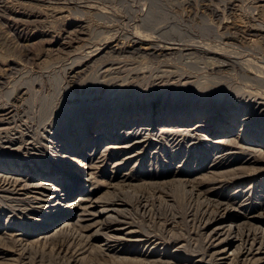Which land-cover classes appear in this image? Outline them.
Returning a JSON list of instances; mask_svg holds the SVG:
<instances>
[{
    "label": "rangeland",
    "instance_id": "obj_1",
    "mask_svg": "<svg viewBox=\"0 0 264 264\" xmlns=\"http://www.w3.org/2000/svg\"><path fill=\"white\" fill-rule=\"evenodd\" d=\"M7 107L5 132L16 135L2 158L17 163L6 166L69 195L47 214L31 194L0 192L10 197L0 203V264H124L130 256L88 248L90 230L54 232L87 191L124 204L110 226L157 242L142 264L241 263L232 248L210 255L205 226L209 200L234 208L237 224L264 204V0H0V112ZM102 121L117 124L84 134ZM172 173L196 178L208 199L176 182L144 184ZM261 220L234 234L239 250Z\"/></svg>",
    "mask_w": 264,
    "mask_h": 264
},
{
    "label": "bare ground",
    "instance_id": "obj_2",
    "mask_svg": "<svg viewBox=\"0 0 264 264\" xmlns=\"http://www.w3.org/2000/svg\"><path fill=\"white\" fill-rule=\"evenodd\" d=\"M3 17V16H2ZM248 32V31H247ZM249 33V32H248ZM236 38V37H235ZM202 39V38H201ZM135 43V42H134ZM137 43V42H136ZM115 46V45H114ZM207 46V45H206ZM156 48V47H155ZM202 48V47H201ZM117 49V48H116ZM123 49V48H122ZM153 50H155L154 48H152ZM210 49V48H209ZM157 50V49H156ZM168 50V49H167ZM213 50V49H212ZM119 51V50H118ZM117 51V52H118ZM123 52V50H122ZM94 53V52H93ZM107 53V52H106ZM120 53V52H119ZM154 53V52H153ZM152 53V54H153ZM151 54V53H150ZM211 62V61H210ZM241 63V62H239ZM212 64V63H211ZM210 64V65H211ZM213 65V64H212ZM227 65V64H226ZM237 65V64H236ZM227 67V66H226ZM98 69V68H97ZM260 84V83H259ZM244 98V97H243ZM6 105V104H5ZM7 106V105H6ZM5 107V106H4ZM12 108H14L12 106ZM15 109V108H14ZM2 112H0V127L1 130H3V132L0 130V192L2 191H20L23 192V195H27V194H31L35 197V200L38 202L37 203V208L42 207V209H46L45 213H50V211L55 207L57 208V204H59L61 201L64 202V199L66 197V194L63 197V200L60 199V196L58 195H54L55 192L52 191L55 187H58L56 184V180L52 181L49 180L47 178L42 179L39 178L38 180L36 179H32L33 181H29L28 178L22 176L21 174L17 173V171L14 172V166H6L7 163L10 164H15L17 162L13 161V158H2V149H5V152H8V150H6V147H3V144L5 141H9L11 140V138L13 139V136L16 135V133H12V134H8V130L6 128V126L8 124H10V119H13L14 115L12 116V109L11 107H7V108H3L1 109ZM17 112V111H15ZM16 115V114H15ZM13 117V118H12ZM210 117V116H209ZM13 121V120H12ZM11 121V122H12ZM207 121H210L209 119H207ZM206 123V122H205ZM216 123H220V121H216ZM116 122H110L108 123V121H102L97 123V125L92 126L90 125L87 129H84V134H89L90 130H95V132L93 133L94 135H97L100 130H103L104 128L108 127H115L116 126ZM222 124V123H221ZM233 124V123H232ZM199 126V125H198ZM2 127H4L2 129ZM6 128V129H5ZM43 128V127H42ZM83 128V127H82ZM16 129V128H13ZM194 129V128H193ZM227 129V127H226ZM231 129V128H230ZM7 130V132H5ZM43 130V129H42ZM111 130V129H110ZM174 131V130H173ZM19 132V131H18ZM45 133V132H44ZM40 134V133H39ZM49 134V133H48ZM107 134V133H106ZM178 134V133H177ZM195 134V133H194ZM41 136V135H39ZM195 136V135H194ZM197 136V135H196ZM18 137V136H17ZM34 137V136H33ZM66 137V136H65ZM83 137V136H82ZM38 138V137H37ZM40 138V137H39ZM42 138V137H41ZM87 138V137H86ZM220 139V138H219ZM225 141V140H224ZM59 142V141H58ZM222 142V141H221ZM30 144V142H29ZM38 144V143H37ZM236 144V143H235ZM28 145V144H26ZM33 145V144H32ZM20 146V145H19ZM17 147V148H21V147ZM61 146V145H60ZM127 146V145H126ZM234 146V145H233ZM34 148V146L32 147ZM84 148V147H83ZM86 148V147H85ZM16 149V148H15ZM14 149V150H15ZM27 150H31L28 149V147L26 148ZM25 149V150H26ZM67 149V148H66ZM248 149V148H247ZM10 150V149H9ZM13 151V149H12ZM17 151H21L20 149H16ZM10 152V151H9ZM81 152H79V150H74L72 152L69 153V156L72 155V157H75L76 155L80 154ZM221 153V151H220ZM76 154V155H75ZM223 155V154H222ZM221 155V157H222ZM68 156V155H67ZM71 157V156H70ZM126 158V157H125ZM11 159V160H9ZM217 160V159H216ZM238 161V160H237ZM241 161V160H240ZM2 162L4 163V166H2ZM221 162V161H220ZM223 163V162H222ZM248 163V162H246ZM116 164V163H115ZM241 164V163H240ZM232 164L227 165L231 166ZM209 167V166H208ZM222 167V166H221ZM209 170L213 171L214 169H220V165H214V166H210L208 168ZM90 170V169H89ZM22 171V170H20ZM233 171V170H231ZM85 174L81 175H86V172H84ZM171 173V172H170ZM222 173H228V172H222ZM2 174H5L6 177L3 176L2 179ZM51 174V172H50ZM184 174V173H183ZM189 174V172H188ZM215 174V173H213ZM229 174V173H228ZM231 174V173H230ZM89 175V179L91 180L90 185H92V187H97V184L93 183L92 180H94V178ZM157 175V174H156ZM212 175V174H211ZM210 175V176H211ZM239 175V174H238ZM236 175V176H238ZM214 176V175H213ZM234 176V175H231ZM240 176V175H239ZM238 176V177H239ZM123 177V176H122ZM178 177V180L175 179ZM205 178L207 176H204ZM238 177L236 179H238ZM242 177V176H241ZM126 178V177H125ZM232 178V177H231ZM234 178V177H233ZM79 179V178H78ZM117 179H121V177H118ZM132 179V178H131ZM188 177L187 176H183L177 173H172L169 176H165V175H157V176H153V177H148L147 181L148 183H144L145 186H151V187H161L162 186H170L171 184H173L174 182L183 185L184 188H188L189 189V195L191 194V197H195L198 200L199 199H203L202 201L205 202V200L208 199V191H206V193L202 192V187L200 184H198V181L195 179H189L187 180ZM204 179V178H203ZM208 179V178H207ZM230 179V178H229ZM210 180V179H209ZM232 180V179H231ZM89 181V180H88ZM132 181V180H131ZM197 181V182H196ZM202 181V180H201ZM200 181V182H201ZM32 182V183H29ZM60 183V182H59ZM89 183V182H87ZM202 183V182H201ZM65 184V183H64ZM111 184V183H110ZM118 184V183H117ZM120 185V184H119ZM118 185V186H119ZM126 185V184H125ZM86 187V184L84 185ZM111 188L115 189V186L117 187V185L115 184H111L110 185ZM10 187V188H9ZM92 187H88L87 189H92ZM124 187V186H123ZM172 187V186H171ZM61 188V187H60ZM73 188V186L71 187ZM83 188V187H82ZM160 188V189H161ZM165 188V187H164ZM215 189V188H212ZM210 189V191L212 190ZM23 190V191H22ZM205 190V189H204ZM207 190V189H206ZM209 190V189H208ZM187 191V190H186ZM19 194V193H18ZM20 195V194H19ZM7 197V196H6ZM6 197H2L6 199ZM80 197V199H79ZM78 197V201H74V202H70L67 204V207L69 208V215H64V217H66L69 221H64V223L61 224V226H59L58 229H55L57 232V234L65 232V231H74V228L76 227L77 229H82L83 231H91L89 236L87 237L88 241H87V247L88 248H96L102 252L106 251L107 254L109 255H119V257L121 255H126V256H130L129 258H123L120 259V261L122 263L125 264V262L127 263H138V264H142L143 261L145 260V258H151L153 255H156L158 252V246H157V242L155 240L152 239V241H147V240H142L140 238V236H136L135 232L131 229V228H122V230H118L115 227L110 226V223H112L111 221L115 220L117 218V216H119L123 211V207L124 204L121 203H116L112 200L108 201V200H102V198H95L94 195L92 194H88V191L86 193L81 194ZM10 197H8L9 199ZM22 198V197H21ZM25 198V197H24ZM28 197H26V200ZM2 199L0 200V203H2ZM6 199V200H8ZM16 199V198H15ZM23 199V198H22ZM19 199H17L18 201ZM218 200V199H217ZM4 201V200H3ZM32 201V200H30ZM210 204L214 205L215 208V212L212 215L211 219L209 220V224L207 226H205V230L209 233V237H211L212 239V244H211V251L212 253L210 255H219V256H223L224 253H226V250L228 249H233L232 252L234 254V252L237 250L239 252V254L241 255L240 258H242L241 263L238 264H264V229L261 228L260 232L252 235L251 239V243L250 246L247 249H240V240H235L237 238L236 235L234 234H243L245 229V225H248L249 227L251 226L250 222L253 220H260V219H264V204L262 205V207H260V211L261 213H258V215H254V216H248L250 215V212L247 213L246 210H242L244 212V219L246 220V222L244 223H238L237 221L234 220L233 217H228V212L234 208H230L228 204H225V202H214L212 200ZM208 201V202H209ZM216 201V200H215ZM5 202V201H4ZM13 202V201H12ZM15 202V201H14ZM23 203V201H21ZM29 202V201H28ZM86 202H88V205L80 207L82 205H84ZM125 202V201H124ZM7 203V202H6ZM31 203V202H29ZM100 203L101 206L103 207L102 212L100 211H96L94 208V206ZM203 204V203H202ZM28 205V203L26 204ZM54 205V206H53ZM56 205V206H55ZM3 206V205H2ZM1 206V207H2ZM25 206V205H24ZM33 206V205H32ZM207 206V205H206ZM211 206V205H210ZM209 206V207H210ZM1 207H0V211H1ZM213 207V206H212ZM12 208V207H11ZM34 208V207H32ZM237 208V207H236ZM29 209V208H28ZM66 209V208H65ZM210 209V208H209ZM212 209V208H211ZM50 210V211H49ZM237 210V209H236ZM250 210V208H249ZM15 212V211H14ZM2 215V214H0ZM40 215V214H39ZM122 216V215H121ZM47 217V216H46ZM2 217H0V221ZM65 218V219H66ZM45 219V218H44ZM71 220V221H70ZM208 220V218H207ZM118 221V220H117ZM264 221V220H261ZM47 222V221H46ZM119 222V221H118ZM1 224V223H0ZM264 224V222H263ZM206 225V224H204ZM243 226V228H242ZM204 227V226H203ZM95 228V229H94ZM242 228V229H241ZM259 228V227H257ZM8 229V228H7ZM5 227V230H7ZM131 229V230H130ZM245 229V230H244ZM250 229V228H249ZM243 230V231H242ZM79 231V230H78ZM56 234V233H55ZM4 235V234H3ZM7 235V234H6ZM9 235V234H8ZM235 237H232V236ZM9 236H12V234H10ZM14 236V235H13ZM17 236V235H16ZM19 236V235H18ZM31 236V235H30ZM6 237V236H4ZM29 237V236H28ZM243 237V236H242ZM246 237H250L249 234L246 235ZM0 243H2V234L0 233ZM9 237H6V239ZM12 238V237H11ZM26 238V237H25ZM53 238V236H46L44 237L42 240L43 242H47L49 239ZM149 238V236H148ZM152 238V237H151ZM150 238V239H151ZM4 239V238H3ZM27 239V238H26ZM144 239V238H143ZM228 239H230L228 241ZM239 239V238H238ZM250 239V240H251ZM13 241L14 243H21V241H14V239H8ZM20 240V239H18ZM23 240V238H22ZM67 240V239H66ZM10 242V241H9ZM39 242V241H38ZM238 242V244H237ZM32 243V242H31ZM53 243V242H52ZM35 244V243H34ZM45 244V243H43ZM79 244V243H78ZM237 244V245H236ZM25 245V244H24ZM61 245V244H60ZM81 245V244H80ZM210 245V244H209ZM21 246V245H20ZM129 246V247H128ZM23 247V246H22ZM28 247V246H27ZM71 247V246H70ZM73 248V247H72ZM209 248V247H208ZM87 249V248H86ZM27 251V250H26ZM24 251V252H26ZM84 251V250H83ZM82 251V252H83ZM87 251V250H85ZM22 252V251H21ZM23 252V253H24ZM81 253V252H80ZM105 253V252H104ZM74 254V253H73ZM9 255V254H8ZM5 256V255H4ZM23 256V255H22ZM0 257H2V255L0 254ZM234 257V256H233ZM220 258V257H219ZM218 258V259H219ZM14 260V259H13ZM222 260V259H221ZM235 260V259H234ZM13 262V261H12ZM9 263V264H12ZM127 263V264H128ZM150 264V263H149Z\"/></svg>",
    "mask_w": 264,
    "mask_h": 264
}]
</instances>
